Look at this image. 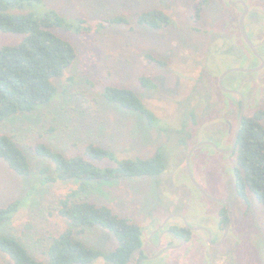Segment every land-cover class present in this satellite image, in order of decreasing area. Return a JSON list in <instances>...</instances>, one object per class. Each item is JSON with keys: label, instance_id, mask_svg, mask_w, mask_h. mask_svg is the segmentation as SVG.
Returning a JSON list of instances; mask_svg holds the SVG:
<instances>
[{"label": "rangeland", "instance_id": "rangeland-1", "mask_svg": "<svg viewBox=\"0 0 264 264\" xmlns=\"http://www.w3.org/2000/svg\"><path fill=\"white\" fill-rule=\"evenodd\" d=\"M44 1L71 17L101 20L124 16L129 21L107 24L87 34L59 30L72 43L77 56L54 80L56 97L30 113L17 114L0 123V134L14 136L32 163L31 175L22 176L0 159V207L19 202L18 210L0 225V235L14 237L32 256L46 260L52 238L68 226L58 214L57 204L75 184L42 182V168L48 166L52 173V162L35 152L39 142L67 156L81 152L89 143L112 150L120 158H146L161 152L165 171L159 176L119 179L96 188L88 198L141 225L145 255L154 253L152 242L158 238L150 236L169 215L181 214L195 227L214 226L215 213L221 205L207 199L192 182L186 156L194 146L207 141L230 149L240 97L224 92L218 79L229 69H252L260 64L242 40L238 24L241 9L234 8L230 0H208L200 18L193 21L197 0ZM152 8L167 12L173 23L156 30L136 22L137 13ZM252 17V13L246 17L245 28L264 55V19ZM20 39L19 34L0 32V46ZM147 53L164 64L149 60ZM141 76L152 78L155 87L143 85ZM108 84L133 89L158 122L149 124L142 114L107 101L103 87ZM223 86L245 96L246 115L264 108V68L256 72L232 71L224 78ZM235 164L232 153L220 152L210 144L197 147L191 156L196 181L210 196L231 206L239 243L230 241L224 246L223 264H263L264 206L253 195L246 202L236 193ZM180 221L172 217L168 226ZM191 235L205 236L200 229ZM80 238L106 252L118 244L112 232L99 226L88 228ZM165 251L158 259L143 264H178L180 252ZM197 253L193 251L188 261H182L204 264ZM9 263V255L0 250V264ZM90 264L108 263L98 258Z\"/></svg>", "mask_w": 264, "mask_h": 264}, {"label": "trees", "instance_id": "trees-1", "mask_svg": "<svg viewBox=\"0 0 264 264\" xmlns=\"http://www.w3.org/2000/svg\"><path fill=\"white\" fill-rule=\"evenodd\" d=\"M207 1L194 3L193 21L200 18ZM125 21L129 20L124 16L101 20L71 17L44 0H0V32L21 35L17 43L0 46V123L17 114L30 113L56 97L58 89L54 80L64 74L77 56L72 43L63 38L59 30L87 34L107 24ZM136 22L161 30L169 27L173 18L162 9L152 8L137 13ZM145 57L164 64L162 59L151 54ZM151 79L140 77L143 85L155 87ZM103 96L124 110L142 114L149 124L158 122V117L131 88L108 84L103 87ZM240 103L239 100L238 108ZM263 121L264 108L252 115L245 114L232 155L236 161L233 171L236 193L246 202L253 195L264 206ZM34 150L52 162V173H49L50 167L42 168L43 183L75 184L57 204L58 214L68 226L52 238L46 260L32 256L14 237L0 235V250L11 258L9 264H90L98 258L105 259L108 264H137L144 246L141 225L88 198L96 188L119 179L159 176L165 171L161 152L146 158H120L112 150L89 143L81 152L67 156L42 142L37 143ZM0 159L16 174L30 176L32 173L28 154L12 135L0 134ZM18 204L13 201L0 207V225L13 216ZM98 226L115 235L116 248L106 252L87 245L80 238L88 228ZM261 249L264 259V238Z\"/></svg>", "mask_w": 264, "mask_h": 264}, {"label": "flooded vegetation", "instance_id": "flooded-vegetation-1", "mask_svg": "<svg viewBox=\"0 0 264 264\" xmlns=\"http://www.w3.org/2000/svg\"><path fill=\"white\" fill-rule=\"evenodd\" d=\"M241 1H244L248 7V12H247L246 17H248L249 14L252 13L253 14L252 18H254V16L255 17L257 16L256 18H254L255 20L256 19L259 20L260 16H261V20L264 19V0H231L230 4L232 3L236 4L234 5V8L241 9L239 11L240 14L238 17V24H239V19L244 12V7ZM256 36L259 37L260 33H257ZM242 40L244 41L246 45H248L243 39V37H242ZM258 45L259 44H254L257 54L259 56L249 46H248V49H250L249 50L250 54H252L253 56L255 55L259 59V62L261 64V58L264 61V55L263 53L261 54L257 50ZM263 68H264V65L262 69ZM238 118H239V114H238ZM237 124H238V120H237ZM236 127H235V130H236ZM235 130H234V133H235ZM231 144H232V141H231ZM231 144L230 146H228L229 148H231ZM212 201H215L221 205L217 213H215L216 214L215 218L217 222L214 226H212L211 228H205V227L195 228V226H191L189 224L190 228H188L184 222L185 217L183 218V217H178V216L177 218L181 220L178 225L168 226V222L164 226L160 224L155 230H153V233L150 236L152 239L154 238V236H157L158 238L156 243L152 242V246L155 249L154 253H152L151 255H145L144 249H143V252H142L143 255L140 258H137L136 260V262L138 261L137 264H143L146 260L158 259L164 253V251L155 258H150V257L154 256L155 254L160 252L165 247H171L167 250H175L177 252H180L179 253L180 255L178 256V260H177L178 264H186L187 262H183L182 260L187 259L188 261L192 252L195 250L198 251L197 253L198 255L200 254L202 256L201 262L204 264H223L225 260V253H223L224 246L228 244L230 241H235V243L238 244L239 238L237 237L235 229L232 225L233 218L231 214L230 204H228L224 200H223L224 202L216 201V200H212ZM195 229L202 230L205 236L203 238L202 237L193 238L191 233ZM167 238L170 239L169 242L166 241ZM189 263L190 262H188V264Z\"/></svg>", "mask_w": 264, "mask_h": 264}, {"label": "water", "instance_id": "water-1", "mask_svg": "<svg viewBox=\"0 0 264 264\" xmlns=\"http://www.w3.org/2000/svg\"><path fill=\"white\" fill-rule=\"evenodd\" d=\"M231 1V0H230ZM241 3L243 4V7H244V12L243 14L241 15L240 19H239V28H240V32H241V35L243 37V39L245 40V42L248 44V46L257 54V51L255 49V46L252 42V40L250 39L247 31H246V28H245V18H246V15H247V12H248V7L247 5L245 4L244 1H241ZM233 5H236L235 3H232ZM258 55V54H257ZM259 56V55H258ZM264 65V61L263 59L261 58V64L258 66V67H255V68H252V69H246V68H232V69H229L227 70L226 72H224L218 79V84H219V87L224 91V92H233L235 94H238L239 97H240V110H239V118H238V124H237V127H236V130H235V133H234V136H233V139H232V144H231V148L230 149H227V150H224V149H221L219 147H217L214 143L212 142H201L199 144H197L196 146H194L187 154L186 156V169H187V172H188V175L190 176L192 182L195 184V186L202 192V194L204 196H206L208 199L210 200H216V201H221V202H224L222 199H219V198H215L213 196H210L202 187L201 185L196 181L194 175H193V171H192V168H191V156H192V153L193 151L201 146V145H204V144H210L212 146H214L218 151L220 152H223V153H226V154H229V153H233L235 151V148H236V144H237V140H238V134H239V131L241 129V126H242V123H243V119H244V116H245V109H246V100H245V96L239 92V91H236V90H229V89H226L224 86H223V80L224 78L226 77L227 74H229L230 72L232 71H244V72H256V71H259L260 69H262ZM231 124H230V131H231ZM183 217V215L181 214H173V215H169L162 223V226L166 225V223L169 221V219H171L172 217ZM184 222H185V225L190 228V225L188 223V221L184 218ZM193 228V227H191ZM195 228H200V227H195ZM171 247H165L163 248L160 252H158L157 254H155L154 256L150 257V258H155L157 256H159L163 251L169 249Z\"/></svg>", "mask_w": 264, "mask_h": 264}]
</instances>
